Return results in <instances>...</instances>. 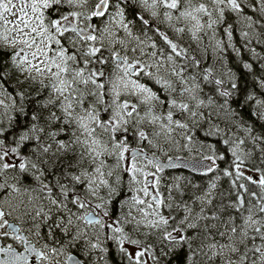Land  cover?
Instances as JSON below:
<instances>
[{"label":"snow or ice","instance_id":"obj_1","mask_svg":"<svg viewBox=\"0 0 264 264\" xmlns=\"http://www.w3.org/2000/svg\"><path fill=\"white\" fill-rule=\"evenodd\" d=\"M113 254L264 264V0H0V264Z\"/></svg>","mask_w":264,"mask_h":264},{"label":"trees","instance_id":"obj_2","mask_svg":"<svg viewBox=\"0 0 264 264\" xmlns=\"http://www.w3.org/2000/svg\"><path fill=\"white\" fill-rule=\"evenodd\" d=\"M248 57L245 56V59H247ZM223 167V165H222ZM177 173H181L185 176H187L189 179H192L194 181H204L207 179V177H201V176H198V175H195V174H191L190 171H187V170H184V169H178L176 170ZM172 174V173H170ZM112 264H118V256H116L115 254H113V257H112Z\"/></svg>","mask_w":264,"mask_h":264},{"label":"flooded vegetation","instance_id":"obj_3","mask_svg":"<svg viewBox=\"0 0 264 264\" xmlns=\"http://www.w3.org/2000/svg\"><path fill=\"white\" fill-rule=\"evenodd\" d=\"M30 264H32V262L30 261Z\"/></svg>","mask_w":264,"mask_h":264},{"label":"water","instance_id":"obj_4","mask_svg":"<svg viewBox=\"0 0 264 264\" xmlns=\"http://www.w3.org/2000/svg\"><path fill=\"white\" fill-rule=\"evenodd\" d=\"M187 171H189V170H187Z\"/></svg>","mask_w":264,"mask_h":264}]
</instances>
